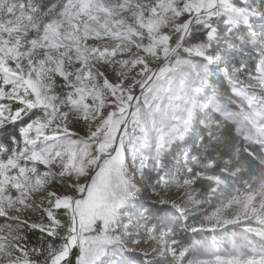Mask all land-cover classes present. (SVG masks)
Returning a JSON list of instances; mask_svg holds the SVG:
<instances>
[{
	"label": "snow or ice",
	"instance_id": "snow-or-ice-1",
	"mask_svg": "<svg viewBox=\"0 0 264 264\" xmlns=\"http://www.w3.org/2000/svg\"><path fill=\"white\" fill-rule=\"evenodd\" d=\"M0 264H264V0H0Z\"/></svg>",
	"mask_w": 264,
	"mask_h": 264
},
{
	"label": "rangeland",
	"instance_id": "rangeland-1",
	"mask_svg": "<svg viewBox=\"0 0 264 264\" xmlns=\"http://www.w3.org/2000/svg\"><path fill=\"white\" fill-rule=\"evenodd\" d=\"M258 27H259V26H258ZM236 46H237V48H239V43H237ZM255 52H256L255 49H253L252 52H251V55H252V57H253L254 59H255V58H258V57L255 56ZM245 54H248L247 49L245 50ZM145 195H147V193H145ZM197 239H199V237H197ZM220 247H221L222 249H224V250H227V249L229 248V245H228L227 242H222V243L220 244Z\"/></svg>",
	"mask_w": 264,
	"mask_h": 264
}]
</instances>
